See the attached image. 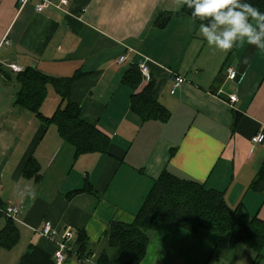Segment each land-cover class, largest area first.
<instances>
[{
  "label": "crops",
  "instance_id": "crops-1",
  "mask_svg": "<svg viewBox=\"0 0 264 264\" xmlns=\"http://www.w3.org/2000/svg\"><path fill=\"white\" fill-rule=\"evenodd\" d=\"M68 1L58 8L61 0H53L55 6L37 13L34 2L20 9L19 0H0V206L21 208V222H14L20 241L12 250L0 247V264H19L33 247L52 257L55 243L33 230L47 220L61 233H85L91 264H99L110 225L133 224L164 172L222 192L231 209L244 204L264 221V187L250 189L264 173V142L252 143L264 133V49L246 40L227 51L209 46L200 23L175 16L185 0ZM163 13L173 19L159 29ZM121 56L126 63H118ZM144 57L158 100L171 114L168 122L145 123L131 109L132 97L148 82L133 89L124 78ZM13 64L21 72L78 77L71 101L109 138L108 153L77 156L55 125L18 105L20 72L10 69ZM232 67L236 81L228 78ZM178 75L187 82L173 95ZM232 95L238 101L231 106ZM61 102L49 85L43 115L53 117ZM32 158L40 179L25 175ZM8 220L0 215V233ZM224 246V255L235 253L234 264H254L250 247L232 249L228 238L161 222L141 264H213ZM67 264L82 263L71 255Z\"/></svg>",
  "mask_w": 264,
  "mask_h": 264
},
{
  "label": "trees",
  "instance_id": "trees-1",
  "mask_svg": "<svg viewBox=\"0 0 264 264\" xmlns=\"http://www.w3.org/2000/svg\"><path fill=\"white\" fill-rule=\"evenodd\" d=\"M248 2L264 12V0ZM191 11L185 5L175 16L192 18ZM172 19V16L163 13L157 19L156 27L166 29ZM194 20L201 23L198 18ZM76 80L78 77L55 78L33 69L20 72L17 77L20 86L17 104L37 115L46 126L55 125L60 137L75 148L77 156L108 153L109 138L85 121L81 107L71 101L70 93ZM143 82L138 67H133L124 78V83L133 89H138ZM49 85H52L62 97L59 109L51 118L45 117L42 113ZM156 90L157 81L152 76L142 92L131 99V109L145 123L168 122L171 119L170 112L158 100ZM40 170L37 160L32 158L27 163L25 175L28 178L40 179ZM263 187L264 173L252 183L250 189L260 191ZM161 222L171 223L192 233L206 230L222 238H228L232 249L242 245L250 247L256 254L254 264H262L264 261V221L258 216H251L245 210L244 204L231 209L222 192L209 189L205 184L180 179L169 172H164L146 198L133 224L113 222L110 225L105 234L108 250L99 256L98 263L141 264ZM15 225L14 221L8 220L7 226L0 233V247L12 250L19 243L20 233ZM74 248L80 260L91 258L92 252L85 233H79ZM19 264L55 263L53 256L33 247L22 257Z\"/></svg>",
  "mask_w": 264,
  "mask_h": 264
},
{
  "label": "clouds",
  "instance_id": "clouds-1",
  "mask_svg": "<svg viewBox=\"0 0 264 264\" xmlns=\"http://www.w3.org/2000/svg\"><path fill=\"white\" fill-rule=\"evenodd\" d=\"M185 3L192 10V18L201 21L199 31L209 46L227 51L246 40L264 49V12L248 0H185Z\"/></svg>",
  "mask_w": 264,
  "mask_h": 264
},
{
  "label": "built area",
  "instance_id": "built-area-1",
  "mask_svg": "<svg viewBox=\"0 0 264 264\" xmlns=\"http://www.w3.org/2000/svg\"><path fill=\"white\" fill-rule=\"evenodd\" d=\"M35 3V9L37 13H44L51 6H55L53 0H19L20 9L29 5L30 3ZM61 6H69L68 0H61V5L56 6L60 8ZM6 44L9 45V42L6 41ZM127 56H121L118 60L119 64H123L127 62ZM150 60L148 58L143 59L142 62L138 64V68L143 76L145 82H150L151 80V70L149 66ZM10 69L16 73L21 72V68L17 65H10ZM228 78L232 81H236L239 79L238 72L236 69L229 68L228 69ZM186 79L183 76H176L175 82L173 84V88L171 93L175 95L179 88L186 83ZM238 101V97L236 95L230 96L229 104L232 106ZM264 142V133H260L252 138V143L254 145H260ZM1 188V185H0ZM0 213L8 217L14 222H21V208L18 206H0ZM34 233L40 235L41 237L50 240L55 243L56 250L53 254V259L55 264H67L70 254L77 255V251L74 248V245L77 241L76 233L71 229L67 228L64 232H60L58 228H56L52 221L47 220L42 229H33ZM82 264H91V259L81 260Z\"/></svg>",
  "mask_w": 264,
  "mask_h": 264
},
{
  "label": "rangeland",
  "instance_id": "rangeland-1",
  "mask_svg": "<svg viewBox=\"0 0 264 264\" xmlns=\"http://www.w3.org/2000/svg\"><path fill=\"white\" fill-rule=\"evenodd\" d=\"M224 250H225V246L220 250L217 257L214 259L215 261L213 262V264H234L235 263L234 262V259H235L234 254L235 253L233 252L232 254L224 255V254H227ZM71 255H74V254H70V256ZM220 255H223V257L221 259H218V256H220ZM263 264H264V262H263Z\"/></svg>",
  "mask_w": 264,
  "mask_h": 264
}]
</instances>
